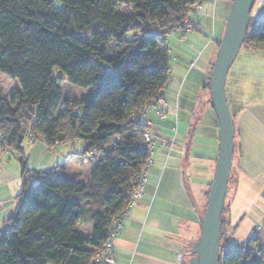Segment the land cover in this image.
<instances>
[{
    "label": "trees",
    "instance_id": "1",
    "mask_svg": "<svg viewBox=\"0 0 264 264\" xmlns=\"http://www.w3.org/2000/svg\"><path fill=\"white\" fill-rule=\"evenodd\" d=\"M205 1L0 0V72L20 85L9 101L0 92V149L12 147L21 166L16 208L0 229V264H95L150 157L142 146V118L165 97L171 38L195 32L191 22L199 16L188 24L184 19L197 2L204 11ZM170 31L175 34L166 36ZM245 45L264 48V21H255L252 12ZM56 70L91 92L63 97L64 78ZM29 132L49 148L121 141L94 163L85 181L60 169H30L23 146ZM80 224H91V235ZM237 248L221 247L219 264L264 263V250Z\"/></svg>",
    "mask_w": 264,
    "mask_h": 264
},
{
    "label": "crops",
    "instance_id": "2",
    "mask_svg": "<svg viewBox=\"0 0 264 264\" xmlns=\"http://www.w3.org/2000/svg\"><path fill=\"white\" fill-rule=\"evenodd\" d=\"M223 13L221 3L217 10L213 7V0L205 1L204 14L193 18L191 22L196 26L195 32L188 34L187 38L180 35L171 38V54L175 46V55L187 64L192 58L191 53L199 52V48L203 47L208 56L204 60L207 74L216 56V43L222 38L225 29ZM252 17L255 21H264V0L256 1ZM189 36L191 43L186 44ZM189 56L191 58L188 59ZM229 79L232 80L233 89L235 87L237 110L231 113L236 132L233 166L236 170L233 189L227 203L229 221L235 226L233 242L237 247H241L253 227L264 221V48H243L229 72L227 82ZM172 92L168 85L164 91L167 102L161 106V109L168 112V119L160 120L155 113H147L142 118L145 125L147 122L153 124L151 130L158 136L169 137L175 133L176 127L178 128V103ZM203 102L206 106L202 116H209L210 126L217 134L218 120L217 117L213 118L216 115L214 108L207 99ZM200 119H197L195 129L191 132L189 126L192 120L187 122L188 135L179 138L177 131V144L181 143V146L176 144L170 151L161 148L153 152L154 163L145 190L130 208L129 215L123 218L124 228L114 240V264L188 263L190 245L199 230V218L195 208L197 203L189 183L195 188L198 166L201 163L204 176L200 180L205 186L210 185L220 143L219 135L211 136L209 149L202 147L208 146L207 144L196 143L197 126L202 122ZM188 146L189 151L185 155ZM85 148L82 141L57 145L55 150L58 152L55 153L62 158L60 171L88 180L94 163L88 170L89 163L84 162L80 156ZM28 151L30 158L35 151L34 146ZM70 154L72 157L66 160ZM7 167L8 170L0 167L2 227L5 220L15 211V197L20 193L21 182V166L18 159L17 162L11 160ZM197 207L201 210L198 205ZM87 226L89 228L86 235L89 236L92 225ZM261 242L264 244L262 240Z\"/></svg>",
    "mask_w": 264,
    "mask_h": 264
},
{
    "label": "rangeland",
    "instance_id": "3",
    "mask_svg": "<svg viewBox=\"0 0 264 264\" xmlns=\"http://www.w3.org/2000/svg\"><path fill=\"white\" fill-rule=\"evenodd\" d=\"M220 3L222 6V10L224 12L223 18L226 23L232 0H213V7L218 10ZM122 9L125 10V8H122ZM225 23H224V27H225ZM189 27H192V26L189 25ZM129 36H131V33L129 34ZM83 37L86 38V35H84ZM189 43H191L190 36L186 44H189ZM175 48H176L175 46H173L172 48L173 54H172V61H171V74H170L169 86H170V90L172 88V91H173L172 94L175 96V98L177 99V103H178V109L176 110L178 112L176 114V121H177V126H178V131H179V134L177 133L178 137L182 138L189 134V131H188L189 128H188L187 122H190L192 120L191 125L189 126L190 132H191L192 130L195 129L197 119L201 118L202 122L198 124L197 130H196V136H197V141H198L196 143L201 142L202 144H207L208 146H202V147H205V148L207 147V149H209L211 148L209 147V143L212 140L211 136L218 135V128H217V134H215L216 133L215 130L213 129V127L210 126L211 120L209 116L205 118L202 116V114L204 115L203 110L206 106V104L203 101L207 99L210 105H212L211 96H210V93L207 87L208 82H209L208 77L211 75V69H208L207 74H206L207 67L204 62V60L207 59L208 56L206 55L205 51H203V47H200L199 50L201 52L199 51V52L191 53L192 58L190 56L188 57V59L191 58L190 60H188L189 63L184 64L182 58L177 56V54L175 55V51H176ZM243 48H246V45ZM109 49L111 51L110 45H109ZM215 52H217V50H215ZM109 55H112V53H109ZM185 58H186V55H185ZM214 62H215V58H213L212 63L214 64ZM55 74L57 76L60 75L64 78L63 80H61L60 86H61L63 97L65 98L80 99L81 97L87 96L92 90L91 88H83V87L73 85L66 79L63 72H58L56 70ZM204 86L206 88H204ZM19 89H20V85L17 80H13L6 74L0 72V92L7 101H9ZM234 89H233L232 80L229 79L226 85V90H227V95H228V103H229L232 114L235 113L237 110V101L235 97L236 93ZM63 109L64 107H61L60 111H63ZM213 118H216V115ZM166 119H168V116ZM166 119H163V120H166ZM27 138L28 139L26 142H24L23 146L26 149L25 155L28 159V167L30 169L36 170L38 172H46L50 170H59L61 168L60 165L62 164H60V162L62 158L58 153H55V152H58V150H55L56 146L52 148H49V147L46 148L44 140L41 137L37 139V137L33 133ZM179 144L181 146V143H178L177 146ZM33 146L35 148V151L33 155L29 158L28 150ZM0 152L2 153V155H0V167L1 168L4 167V170H8L7 165L11 162V160L13 162H17V157H15V155H12V152H13L12 147H3L0 149ZM14 153L16 154L17 152H14ZM185 155H187V147L185 149ZM68 156L66 160L70 159V157ZM81 159L83 160L82 157ZM91 164L92 163H89L87 165L88 170L92 167ZM202 167L203 165L200 163L198 166L197 180H195V183H196L195 188L191 187V182L189 184H190V190L192 192V195L197 205L201 208V210H204L207 205V199H208V194H209L211 183L210 185L205 186L203 182L200 180L204 176L202 174L203 172ZM235 170L236 169L233 167V172H232L231 180L228 186V193H227V197L225 200V208H224V213H223V229L221 232L222 234L221 235V247L223 249L235 244L233 242L235 226H232L231 222L229 221V215H228L229 206L227 203L228 199L230 198L231 191L233 189V184L235 180V177H234ZM20 190H21V182H20ZM263 222L258 223L257 225H261V229H260L261 239L260 240L264 242ZM1 228H2V225H0V229ZM88 228L89 226L87 225H84V224L81 225V230L83 231V233H87ZM198 234H199V230L197 232V235ZM249 238H250V235L248 236L247 240L244 241V244L242 245V247L248 244Z\"/></svg>",
    "mask_w": 264,
    "mask_h": 264
},
{
    "label": "water",
    "instance_id": "4",
    "mask_svg": "<svg viewBox=\"0 0 264 264\" xmlns=\"http://www.w3.org/2000/svg\"><path fill=\"white\" fill-rule=\"evenodd\" d=\"M255 3L256 0H232L209 78L208 90L218 120L220 143L207 205L201 212L195 204L199 218V234L190 245L188 264H219L220 262L222 215L234 162L236 133L226 85L229 72L246 39Z\"/></svg>",
    "mask_w": 264,
    "mask_h": 264
},
{
    "label": "built area",
    "instance_id": "5",
    "mask_svg": "<svg viewBox=\"0 0 264 264\" xmlns=\"http://www.w3.org/2000/svg\"><path fill=\"white\" fill-rule=\"evenodd\" d=\"M203 14H204V11L202 7V3L197 2L191 7V9H189L188 15L184 19V23L188 24L192 16H201ZM192 31H193L192 27H188L186 29L187 33H190ZM173 34H175V32L170 31L166 34V36H172ZM166 102L167 101L164 97H159L155 102L150 104L144 110V115L147 113H155L158 115L159 119H162V120L166 119L168 116V112L165 111L164 109H161V106L165 105ZM77 111L79 112L80 110L77 109ZM152 126L153 124L151 122H147L146 129L144 132L143 144H142V146L148 150L150 157L144 163V166L141 171L139 183L136 186V188L133 190L130 206L123 212V217L129 215V210L131 206L135 204V202L142 196L145 190V186L148 183V176L150 174V169L154 163V160L152 157L153 152L161 148L168 149L170 151L175 147L178 141V137H177L178 128L177 127L173 135L169 137H163V136H158L154 134L151 130ZM31 134L32 133L29 132L27 136L29 137ZM120 141H121L120 137H117L114 140L108 142L102 148L93 146V147L84 149L80 155L85 162L95 163L100 158H102L104 155L109 153V150L111 148H115L120 143ZM0 155H2L1 152H0ZM68 157L71 158L72 155L70 154ZM123 228H124V224L122 220H117L112 224L110 231H109L108 239L104 244L102 252L97 254L95 258L93 259V262L95 264H114L115 263L113 242L116 236L123 230ZM260 229H261V225H255L253 227L251 234H250V238L248 239L249 240L248 244H246L243 247L245 250H249L250 252H254V253H257L260 250H264V244L260 240ZM234 245H232V248H236L239 251L240 248H237V246L236 245L234 246ZM227 248L228 247H226V249ZM260 264H264V263L260 262Z\"/></svg>",
    "mask_w": 264,
    "mask_h": 264
}]
</instances>
